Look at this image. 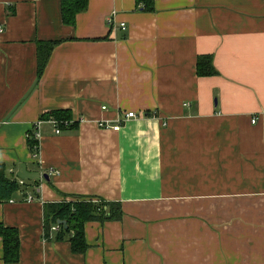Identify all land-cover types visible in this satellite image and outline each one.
<instances>
[{
    "label": "crops",
    "instance_id": "obj_1",
    "mask_svg": "<svg viewBox=\"0 0 264 264\" xmlns=\"http://www.w3.org/2000/svg\"><path fill=\"white\" fill-rule=\"evenodd\" d=\"M0 27V161L41 174L0 202L20 236L0 264H264V0H89L73 25L61 0H0ZM205 54L217 74L198 75ZM58 109L61 133L42 118ZM89 198L123 213L74 252L45 203Z\"/></svg>",
    "mask_w": 264,
    "mask_h": 264
},
{
    "label": "trees",
    "instance_id": "obj_2",
    "mask_svg": "<svg viewBox=\"0 0 264 264\" xmlns=\"http://www.w3.org/2000/svg\"><path fill=\"white\" fill-rule=\"evenodd\" d=\"M143 4L147 11L155 9L157 0H136ZM89 0H61L62 20L66 24H75L77 15L88 8ZM60 41L39 42L38 61L39 73L46 66L52 49ZM197 73L199 76H212L217 74L213 58L209 54L200 55L197 61ZM42 118H54L59 122V127L70 128L76 125L73 114L68 109H58L43 114ZM68 122V123H67ZM68 124V125H67ZM30 148L36 150L37 140L33 131L29 133ZM22 188L19 180L11 178L7 174V165L0 161V202L11 200ZM109 208V209H108ZM120 203L109 201H94L93 199H75L71 201L45 203L44 222L45 230L49 232L53 226L59 225L56 239L61 241L68 239L74 252H84L88 248L85 225L92 220L119 219L122 216ZM64 221L66 224H63ZM61 222V223H60ZM0 238L3 242L4 260L7 263H17L20 255V236L14 227L0 223Z\"/></svg>",
    "mask_w": 264,
    "mask_h": 264
},
{
    "label": "built area",
    "instance_id": "obj_3",
    "mask_svg": "<svg viewBox=\"0 0 264 264\" xmlns=\"http://www.w3.org/2000/svg\"><path fill=\"white\" fill-rule=\"evenodd\" d=\"M110 21H112V18L110 19ZM122 26H123V28H125V23H122ZM0 28H1V27H0ZM187 104H188V103H187ZM103 109H106V106H105V105L103 106ZM135 115H136V114H135V112H133V111H132V112H128V113L126 114V119H128V118H130V117H134ZM74 120H75V119H74ZM48 121L54 125V127H55V132H56V133H61V132H62V129L59 127V122H58L57 119L50 118ZM255 121H256V119H253V120H252V122H255ZM41 122H42V120L37 121V122H36V125H35V127H34V129H33V135H34L35 139L37 140V142H38V140H39V138H40V136H41V133H40V124H41ZM67 123H68V122H67ZM99 124H100L101 127H111V128H113L114 130H120L121 127H122V125H123V120H118L115 124L113 123V124H111V125H110V123L107 122V121H100ZM67 125H68V124H67ZM36 149H38V143H37V148H36ZM37 154H38V152L35 153V156H37ZM50 173H52V172H50ZM19 183L23 186V185H25L26 182H25V180H23V179H19ZM27 200H28V201H31V200H33V197L30 195V196L27 197ZM58 227H59V225H55V226L52 227V229L57 230Z\"/></svg>",
    "mask_w": 264,
    "mask_h": 264
},
{
    "label": "water",
    "instance_id": "obj_4",
    "mask_svg": "<svg viewBox=\"0 0 264 264\" xmlns=\"http://www.w3.org/2000/svg\"><path fill=\"white\" fill-rule=\"evenodd\" d=\"M18 176L21 179L33 180V179H36V178L41 177V174L39 172H29L27 170L26 166L23 164L21 166V170L18 172ZM44 177H46L47 179H49V175L48 174H44ZM62 222H63V224H66L64 221H62Z\"/></svg>",
    "mask_w": 264,
    "mask_h": 264
}]
</instances>
